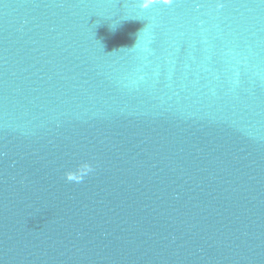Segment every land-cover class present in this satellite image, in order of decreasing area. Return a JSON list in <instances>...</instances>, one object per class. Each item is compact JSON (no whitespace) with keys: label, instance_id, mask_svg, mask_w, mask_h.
Here are the masks:
<instances>
[{"label":"water","instance_id":"water-1","mask_svg":"<svg viewBox=\"0 0 264 264\" xmlns=\"http://www.w3.org/2000/svg\"><path fill=\"white\" fill-rule=\"evenodd\" d=\"M0 264H264V0H0Z\"/></svg>","mask_w":264,"mask_h":264}]
</instances>
